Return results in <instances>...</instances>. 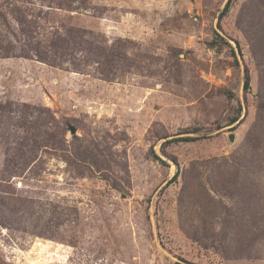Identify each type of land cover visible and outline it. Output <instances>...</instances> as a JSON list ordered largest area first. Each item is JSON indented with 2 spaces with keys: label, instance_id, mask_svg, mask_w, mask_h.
Returning a JSON list of instances; mask_svg holds the SVG:
<instances>
[{
  "label": "rangeland",
  "instance_id": "1",
  "mask_svg": "<svg viewBox=\"0 0 264 264\" xmlns=\"http://www.w3.org/2000/svg\"><path fill=\"white\" fill-rule=\"evenodd\" d=\"M226 2L0 0V264H264V0Z\"/></svg>",
  "mask_w": 264,
  "mask_h": 264
},
{
  "label": "trees",
  "instance_id": "2",
  "mask_svg": "<svg viewBox=\"0 0 264 264\" xmlns=\"http://www.w3.org/2000/svg\"><path fill=\"white\" fill-rule=\"evenodd\" d=\"M232 1L233 0H227V2H226V4H225V6H224V8H223V10H222V12L220 13V18L222 17V16H224L228 11H229V8H230V6H231V4H232ZM248 76L246 75V79H245V82H244V86L246 87V88H248ZM235 120H233L232 122H234ZM191 140H193L192 138H189V137H187V138H181V139H179V141H191ZM177 177V173L174 175V177H173V179H175Z\"/></svg>",
  "mask_w": 264,
  "mask_h": 264
},
{
  "label": "water",
  "instance_id": "3",
  "mask_svg": "<svg viewBox=\"0 0 264 264\" xmlns=\"http://www.w3.org/2000/svg\"><path fill=\"white\" fill-rule=\"evenodd\" d=\"M69 132H70L71 134H74V133H75L74 128L70 126V127H69ZM232 136H233V135H230L229 138L232 139Z\"/></svg>",
  "mask_w": 264,
  "mask_h": 264
}]
</instances>
